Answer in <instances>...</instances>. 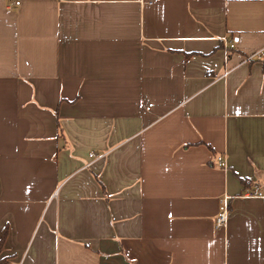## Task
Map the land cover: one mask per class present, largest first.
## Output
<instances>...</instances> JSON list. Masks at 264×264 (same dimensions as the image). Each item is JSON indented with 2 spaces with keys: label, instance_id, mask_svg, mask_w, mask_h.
Returning a JSON list of instances; mask_svg holds the SVG:
<instances>
[{
  "label": "crops",
  "instance_id": "1",
  "mask_svg": "<svg viewBox=\"0 0 264 264\" xmlns=\"http://www.w3.org/2000/svg\"><path fill=\"white\" fill-rule=\"evenodd\" d=\"M4 227L2 264H264V0H0Z\"/></svg>",
  "mask_w": 264,
  "mask_h": 264
},
{
  "label": "built area",
  "instance_id": "2",
  "mask_svg": "<svg viewBox=\"0 0 264 264\" xmlns=\"http://www.w3.org/2000/svg\"><path fill=\"white\" fill-rule=\"evenodd\" d=\"M225 43L227 44L228 47H233L234 46V43L233 42H226V40H225ZM260 55H261V51L255 52L250 57H254V56L260 57ZM218 161H219V163L222 166H225V159H224V157H222V156L218 157ZM257 194L260 195V193H257ZM226 218H227V206L225 204L223 210L220 212V214L216 218V222H215L216 223V226L217 227L225 226Z\"/></svg>",
  "mask_w": 264,
  "mask_h": 264
},
{
  "label": "trees",
  "instance_id": "3",
  "mask_svg": "<svg viewBox=\"0 0 264 264\" xmlns=\"http://www.w3.org/2000/svg\"><path fill=\"white\" fill-rule=\"evenodd\" d=\"M6 235H7V229H6V227H4L2 229V231H1V234H0V252H1L2 248H3V244H4V240L6 238ZM3 261H4V259L1 258L0 259V264H2Z\"/></svg>",
  "mask_w": 264,
  "mask_h": 264
}]
</instances>
